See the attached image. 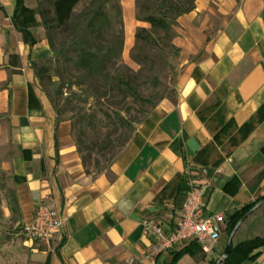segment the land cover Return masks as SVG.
Here are the masks:
<instances>
[{"label":"crops","instance_id":"crops-1","mask_svg":"<svg viewBox=\"0 0 264 264\" xmlns=\"http://www.w3.org/2000/svg\"><path fill=\"white\" fill-rule=\"evenodd\" d=\"M15 2L0 0V171L6 177L0 184V244L10 228L31 221L45 198L64 220L54 247L23 237L6 243L21 264H171L187 244L156 254L144 219L172 230L191 190L205 200V215L230 214L264 195V120L244 138L237 135L264 104V0H194L173 29L179 67L173 98L159 105L153 122L109 172L93 180L68 145V125L57 122L51 102L34 85V65L51 54L36 13L41 0H23L35 11L31 37L21 31ZM132 3L120 0L125 48L143 27ZM211 144L209 154L195 159ZM259 219L264 222L262 213L253 222ZM211 261L213 250H202L175 264ZM246 264H264V247Z\"/></svg>","mask_w":264,"mask_h":264},{"label":"rangeland","instance_id":"rangeland-1","mask_svg":"<svg viewBox=\"0 0 264 264\" xmlns=\"http://www.w3.org/2000/svg\"><path fill=\"white\" fill-rule=\"evenodd\" d=\"M46 1L48 0H42V8L47 6ZM184 1L179 0L181 3ZM90 2L91 0H81L73 12L74 22L62 30L46 31L43 28L45 38L52 44L51 54L34 65V85H37L51 102L57 122L68 125V145L72 147L80 171L88 180H93L109 172L132 148L143 126L153 122L159 105L173 98L179 67L178 50L173 46V38L162 37L152 47L143 49L140 63L131 58L135 45L133 38L129 48L123 45L119 64L110 70L114 76L119 75V67L122 76L129 81L128 88L125 85L119 88L114 85L115 88H112L110 84L105 85L101 79L89 77L85 71L75 66L74 49L77 48L76 37L85 31L86 18H83L82 14ZM145 4L146 0H133L130 8L135 18L150 13L159 15L152 8L144 15L141 8L146 6ZM112 6L114 3L110 2L103 8L112 23L110 32H114L117 27L114 25L115 9ZM138 22L143 26L139 28H150L149 24ZM174 26L172 33L170 32L173 36ZM5 182L6 177L0 171V184L5 186ZM8 192L10 197L11 189H8ZM261 213L264 217V206L244 220L234 234L231 245L250 239L254 235L264 236V222L260 219L253 222V218ZM21 230V225L10 228L3 237L5 242L2 240L0 244V264H21L20 259L15 258L13 244L5 247L6 243H10V239H22ZM228 236L226 226L212 247L216 260L221 257Z\"/></svg>","mask_w":264,"mask_h":264},{"label":"trees","instance_id":"trees-1","mask_svg":"<svg viewBox=\"0 0 264 264\" xmlns=\"http://www.w3.org/2000/svg\"><path fill=\"white\" fill-rule=\"evenodd\" d=\"M81 0H48L45 3L46 7L42 8L41 2L36 13L39 15L41 25L46 31L53 29L62 30L74 22V9ZM110 2L114 3L112 8L115 9V23L116 29L110 32L112 23L106 13L103 11L105 5ZM15 13L20 16L21 31L27 37H31L27 32V28L34 23L35 11L28 9L23 5V0H16ZM43 3V2H42ZM146 6L141 8L145 15L152 8L159 15L154 13L145 16L137 17L136 20L150 25L149 29L137 28L134 34L135 45L132 49L131 58L137 63L141 62L142 50L146 47H152L158 43L162 37L173 38L170 34L172 27L176 24L179 16L186 14L194 9V0H185L183 3L179 0H146ZM140 11V9H139ZM16 15V14H15ZM85 20V31L76 37L77 48L74 49L76 60L74 64L77 68L85 71L87 75L95 80H102L105 85L110 84L112 88L121 87L125 85L129 87V81L117 68L119 75L112 74L111 69L116 68L119 64V59L124 45V34L122 29V11L118 0H91L89 6L82 14ZM81 15V16H82ZM88 18V19H87ZM109 31V32H108ZM172 33V32H171ZM49 46L52 47L50 40ZM177 51V50H176ZM115 85V86H114ZM201 112H199L200 114ZM264 120V104L261 105L257 111L254 121L244 124L237 131L240 139L244 138L255 126ZM216 137V136H215ZM232 138L230 141L233 146L237 141ZM214 147L212 144L201 149L196 158L203 154H209L208 147ZM264 149V148H263ZM220 161L217 159L213 162L216 164ZM179 181L183 177H177ZM168 185L156 196L155 202L163 198ZM177 192H180L178 189ZM264 200V195L258 197L255 201L242 206L240 209L235 210L228 214L226 226L228 235L231 233L235 224L250 210L256 203ZM264 247V236H255L250 239H244L231 245L227 258L221 264H246L253 261L259 256L260 250ZM202 251L201 247L195 243L190 242L184 246L180 251L174 253L172 263L183 255H197ZM215 261H211L213 264Z\"/></svg>","mask_w":264,"mask_h":264},{"label":"built area","instance_id":"built-area-1","mask_svg":"<svg viewBox=\"0 0 264 264\" xmlns=\"http://www.w3.org/2000/svg\"><path fill=\"white\" fill-rule=\"evenodd\" d=\"M206 203L202 195L191 190L182 204L179 220L175 227L166 231L150 218L142 221L147 234L156 240L155 253L172 249L177 244L197 243L205 252H211L220 233L226 227L228 214L214 213L205 215ZM64 220L48 198L41 200L34 211L31 221L22 226V237L32 244L54 247L63 237Z\"/></svg>","mask_w":264,"mask_h":264},{"label":"water","instance_id":"water-1","mask_svg":"<svg viewBox=\"0 0 264 264\" xmlns=\"http://www.w3.org/2000/svg\"><path fill=\"white\" fill-rule=\"evenodd\" d=\"M264 206V200L262 201H259L258 203H256L250 210H248L244 216L236 223V225L234 226V228L232 229L231 233L229 234L228 236V239L226 241V245H225V248H224V251L221 255V257L216 260L213 264H221L226 258H227V255H228V252H229V249L231 247V243H232V239L234 237V234L236 233V231L238 230V228L241 226V224L244 222V220L253 212L255 211L256 209L260 208Z\"/></svg>","mask_w":264,"mask_h":264}]
</instances>
